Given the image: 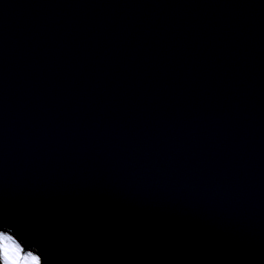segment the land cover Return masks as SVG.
Masks as SVG:
<instances>
[{"label": "water", "instance_id": "obj_1", "mask_svg": "<svg viewBox=\"0 0 264 264\" xmlns=\"http://www.w3.org/2000/svg\"><path fill=\"white\" fill-rule=\"evenodd\" d=\"M0 232L264 264V0H0Z\"/></svg>", "mask_w": 264, "mask_h": 264}, {"label": "snow or ice", "instance_id": "obj_2", "mask_svg": "<svg viewBox=\"0 0 264 264\" xmlns=\"http://www.w3.org/2000/svg\"><path fill=\"white\" fill-rule=\"evenodd\" d=\"M0 264H41V259L12 234L0 232Z\"/></svg>", "mask_w": 264, "mask_h": 264}, {"label": "rangeland", "instance_id": "obj_3", "mask_svg": "<svg viewBox=\"0 0 264 264\" xmlns=\"http://www.w3.org/2000/svg\"><path fill=\"white\" fill-rule=\"evenodd\" d=\"M3 233H5V234H9V233H6V232H3ZM34 254V253H33ZM36 255V254H35Z\"/></svg>", "mask_w": 264, "mask_h": 264}]
</instances>
